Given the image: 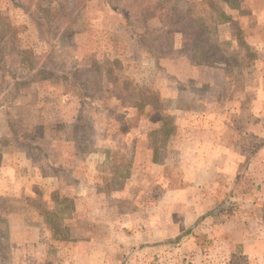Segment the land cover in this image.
<instances>
[{
	"label": "rangeland",
	"instance_id": "rangeland-1",
	"mask_svg": "<svg viewBox=\"0 0 264 264\" xmlns=\"http://www.w3.org/2000/svg\"><path fill=\"white\" fill-rule=\"evenodd\" d=\"M216 2L0 0V264H249L264 0Z\"/></svg>",
	"mask_w": 264,
	"mask_h": 264
},
{
	"label": "crops",
	"instance_id": "crops-1",
	"mask_svg": "<svg viewBox=\"0 0 264 264\" xmlns=\"http://www.w3.org/2000/svg\"><path fill=\"white\" fill-rule=\"evenodd\" d=\"M229 167L232 169L235 168V166L233 165V162L229 165ZM234 176L231 174L229 179L230 180L233 179ZM191 214H192V216H191ZM185 217L188 219L196 218V215L193 213H189V214L187 213V215ZM228 223L229 224H227V225H220L218 228H216V230H212L213 233H214V231H218V233H220V234H223L225 231L232 232V229H231L232 224L230 223V221ZM250 227H252V226H250ZM232 233H237V232L233 231ZM232 233H230V235ZM241 236H242V234H241ZM235 237H237V236H235ZM263 242L264 241L261 238L258 239L257 237L254 238L252 236L251 237H245V236L243 237L242 236L241 239L234 241V243H239L240 245H242V246H239L240 252L242 250V252L240 254H242L243 256H245L247 258V260H248L247 263H249V264H264V244H263ZM90 243L91 244H88L89 247L94 242L91 240ZM142 246L144 247V245H142ZM149 250H151V249L149 248ZM231 253L232 252H228V254H226V256L224 257V260H226V263H225V261H223V264H229L230 258H231V256H230ZM220 255H221V253H219L218 256H220ZM92 257H93V254H92ZM95 259H97V258H95ZM90 264H91V261H90ZM216 264H221V263L218 261V262H216Z\"/></svg>",
	"mask_w": 264,
	"mask_h": 264
},
{
	"label": "trees",
	"instance_id": "trees-1",
	"mask_svg": "<svg viewBox=\"0 0 264 264\" xmlns=\"http://www.w3.org/2000/svg\"><path fill=\"white\" fill-rule=\"evenodd\" d=\"M199 1V3L201 4V6L203 7V8H207V9H212V10H214L216 13H218V16H219V19H223L222 21H229V19L228 18H226V16H225V14H224V12L220 9V7L218 6V4H217V2H216V0H198ZM220 1H222V2H224V3H226L227 5H230L231 7L233 6V7H235L236 5H237V0H220ZM204 27L205 26H201V28H200V34L202 35V37H203V29H204ZM199 30V29H198ZM189 37H190V35H189ZM191 39H192V48H191V51L189 52V56H190V61L191 62H193V63H195V64H200V58H199V54H200V52H201V50H200V46H201V43H202V41L200 42H197L198 41V37H194V36H192V34H191ZM206 41V40H205ZM221 52L222 53H226V50L225 51H222L221 50ZM26 56V61L28 62V64H27V66H34L35 64L33 63V60L30 58V57H27V55H25ZM191 57H194L193 58V60H192V58ZM196 58L198 59V60H196ZM21 59H19V61H20ZM18 61V64H20V62ZM152 109L156 112V113H158V115L160 116V120H161V124H162V126L163 125H165V123L168 121V119H170V117H169V115L167 114V112L165 113L164 111H161V110H158L157 109V105L156 104H152ZM174 128L172 127H170L169 129H161V130H164V131H167L168 130V133L169 132H171L172 130H173ZM127 172V171H126ZM63 202V201H62ZM187 232H185V233H183L182 235H180L179 237H182L183 235H185Z\"/></svg>",
	"mask_w": 264,
	"mask_h": 264
}]
</instances>
